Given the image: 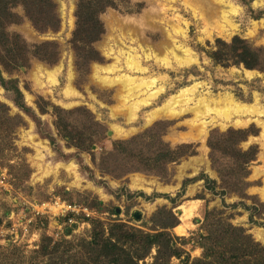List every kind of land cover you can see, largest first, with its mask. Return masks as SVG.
<instances>
[{
    "label": "rangeland",
    "instance_id": "rangeland-1",
    "mask_svg": "<svg viewBox=\"0 0 264 264\" xmlns=\"http://www.w3.org/2000/svg\"><path fill=\"white\" fill-rule=\"evenodd\" d=\"M52 1L61 20L59 31L37 30L20 2L11 4L17 21L6 28L30 46L57 43L59 59L53 64L31 58L21 68L0 61V102L22 123L10 134L0 131V264H46L61 258L94 264L98 245L90 243L109 237L116 223L189 239L201 232L208 211L264 246L257 237L264 232V72L224 66L211 58L219 39L240 37L264 48V0H115L116 6L99 16L104 34L82 50L91 59L88 63L79 60L72 44L79 0ZM212 4L223 7L224 17L209 24L202 12ZM174 45L187 50L190 61L180 60V50L172 52ZM91 47L100 61L94 60ZM14 87L26 110L16 104ZM225 99L253 109L236 113L212 107L207 115L202 108L195 111L203 100ZM168 105L172 115L152 119L153 112ZM53 107L81 110L73 121L88 135L95 134L91 150L81 151L59 136ZM237 120L241 123L235 124ZM202 122H209L205 136L199 133ZM230 130L245 132L239 148H256L257 155L247 167L243 194L229 190L223 195L218 168L230 171L236 160L220 156L213 161L209 139ZM135 138H144L137 141L155 152L189 147L160 177L148 173L153 164L140 162L133 146L128 156L115 152L116 142ZM136 167L141 171L130 173ZM134 179L162 189L136 190ZM211 181L217 182L215 192L207 189ZM59 201L87 208L91 216L51 211ZM45 204L44 216H36ZM184 208L191 214L186 221ZM68 216L73 223H67ZM47 239L52 240L49 253L43 254ZM173 243L181 247L182 241ZM188 251L193 259L203 254L192 245ZM171 264L180 262L173 258Z\"/></svg>",
    "mask_w": 264,
    "mask_h": 264
},
{
    "label": "trees",
    "instance_id": "trees-1",
    "mask_svg": "<svg viewBox=\"0 0 264 264\" xmlns=\"http://www.w3.org/2000/svg\"><path fill=\"white\" fill-rule=\"evenodd\" d=\"M22 3L29 20L34 27L41 32L60 30L61 20L56 12V5L52 0H0V61L5 67L14 68L25 67L31 58H37L47 63H56L59 59L58 44L55 42H44L42 44L30 46L19 35L9 34L6 31L7 25L16 23L17 16L12 13L11 4ZM115 0H79L75 13L77 22L76 30L73 34L72 44L75 48L79 60L88 63L91 59L84 53V46L98 41L104 34L103 23L99 16L108 7H115ZM89 46V47H90ZM90 52L97 56L95 61H100L99 54L89 48ZM211 58L218 64L224 66H244L248 70H259L264 72V48L254 47L247 40L235 37L231 42L217 40V49L211 54ZM4 84V83H3ZM15 94L16 104L26 110L25 104L21 102L22 93L18 87L12 90ZM78 111H66L59 107H53V115L56 118L55 126L68 145L79 150H91L97 143L95 134L88 135L78 124L74 123L73 115ZM42 113L47 110L41 108ZM16 120V121H15ZM11 122L14 126H11ZM20 119L10 116V110L4 103L0 102V131L9 133V130L20 126ZM159 124L155 125L148 133H153ZM11 126V127H10ZM96 134L101 132L96 131ZM243 131L230 130L227 133H215L209 139V147L213 161L217 163L220 156H230L236 160L235 168L225 171L222 166L218 168L221 176V188L223 195L229 190L243 194L247 184L244 178L247 176V167L255 160L256 148L243 151L239 148V142L244 138ZM135 138L130 141L116 142L114 150L119 157L131 154L130 148L133 146L136 158L141 162L152 163L148 167V173L164 177L167 166L177 162L185 154L180 152L189 145L178 147L177 151H172L170 147L160 152L153 151L152 148L143 147V143ZM153 154L148 156L147 154ZM155 154V155H154ZM148 156V157H146ZM122 162V161H120ZM138 167L133 168L130 173L140 172ZM208 190L215 192L217 182L211 181ZM197 223H201L199 220ZM201 232L197 237L193 235L189 239L173 236L168 232L156 234L146 233L141 230L128 228L125 225L114 224L111 227L109 237L98 240L96 237L90 244H97L96 258L94 264H171L176 258L180 264H264V246L255 241L243 228H238L225 222L219 213L206 212ZM174 226V225H173ZM204 226V229H203ZM70 230L67 229V232ZM205 231V233L203 232ZM41 252L48 254L52 241L47 239ZM181 240V247L174 245L173 241ZM48 243V244H47ZM196 246L203 250L200 258L193 259L188 251L189 246ZM156 255L153 256V251ZM57 251V250H55ZM152 258V262L147 260ZM41 264V263H34ZM46 264H72L70 260L64 258L51 260ZM93 264V263H92Z\"/></svg>",
    "mask_w": 264,
    "mask_h": 264
},
{
    "label": "bare ground",
    "instance_id": "bare-ground-1",
    "mask_svg": "<svg viewBox=\"0 0 264 264\" xmlns=\"http://www.w3.org/2000/svg\"><path fill=\"white\" fill-rule=\"evenodd\" d=\"M222 1V0H221ZM203 2V1H201ZM220 2V1H219ZM206 5V4H205ZM213 5V4H212ZM211 6H207L210 8V11H207L206 9L202 12L204 19L211 24L212 22H217V20L221 17L223 18L224 16V11H223V7L221 8L220 6H217L219 4H215L213 5V7ZM164 46V45H163ZM166 46V44H165ZM178 49V50H177ZM167 50V47H164V52ZM180 50V56L179 59L182 61H190L189 59H185L188 55H187V50H182L179 47H176V45H174V47L172 48V52H177ZM179 56V55H177ZM247 73H250L249 71H247ZM184 93V92H183ZM184 96V94H183ZM178 98H175L174 101L176 102ZM185 102H187L186 100H184ZM212 107L214 108H222V109H231L236 113H245L247 111H251L252 106H246V105H242L240 103L235 102L233 99H225V100H221V101H204L199 103V106L195 108V111H198L200 108L204 109L203 113L205 115L209 114V112L213 111ZM201 110H199V113H201ZM172 115V109L171 106H165L164 108H161L160 110H157L155 112L152 113L151 117L152 119H155L156 117H166V116H170ZM241 121L237 120L235 121V124H240ZM209 122H202L200 128H199V133L200 136H205L207 133V126H208ZM66 168V166H65ZM67 168L73 169L71 165H69ZM257 173V172H255ZM132 187L136 190H144L146 192L151 191L152 189H156V190H161L162 188L159 185H156L152 182H146L144 180H139V179H134L132 182ZM167 189V188H166ZM166 191V190H165ZM264 196V195H263ZM191 216L188 208H184L183 210V214H182V218L183 220H187L189 217ZM177 230L179 232H184L185 228L180 226L177 228ZM177 231V232H178ZM257 237L264 241V232L263 231H258L257 232Z\"/></svg>",
    "mask_w": 264,
    "mask_h": 264
},
{
    "label": "built area",
    "instance_id": "built-area-1",
    "mask_svg": "<svg viewBox=\"0 0 264 264\" xmlns=\"http://www.w3.org/2000/svg\"><path fill=\"white\" fill-rule=\"evenodd\" d=\"M49 205H43V208H41V211H38L37 213H36V216H38V217H41V216H44V214H43V212H45L44 210H46L47 209V207H48ZM52 208L50 209L51 211H53V210H57L58 212H60L61 214H84L83 216H86L87 218H89L90 216H91V211L89 210V209H87V208H84V207H80V206H76V205H68L67 203L65 204V202L64 203H60V201L59 202H56L53 206H51ZM69 217V218H68ZM67 218V223H73L74 222V220H73V218L71 219L70 218V216H68ZM76 217H78V216H76ZM69 223V224H70ZM66 225H68V224H66ZM69 226H75V225H69ZM67 229L68 228H66L65 230L67 231ZM70 230V229H69ZM65 231V232H66Z\"/></svg>",
    "mask_w": 264,
    "mask_h": 264
}]
</instances>
